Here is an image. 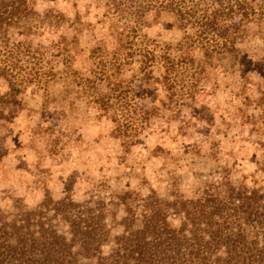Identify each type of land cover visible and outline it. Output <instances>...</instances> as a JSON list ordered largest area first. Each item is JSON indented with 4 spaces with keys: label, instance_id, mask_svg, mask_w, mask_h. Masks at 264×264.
<instances>
[{
    "label": "rangeland",
    "instance_id": "1",
    "mask_svg": "<svg viewBox=\"0 0 264 264\" xmlns=\"http://www.w3.org/2000/svg\"><path fill=\"white\" fill-rule=\"evenodd\" d=\"M26 1L32 15L8 30L7 41L50 49L36 59L25 50L9 62L0 57V67L4 60L22 80L12 89L0 75V214L34 209L46 192L93 195L111 208L125 190L152 189L169 202L227 179L264 191L258 26L246 28L236 52L205 56L184 47L185 33L167 11L147 10L138 20L112 15L107 0ZM128 23L136 32H126ZM146 45L152 53L140 55ZM164 55L179 62L170 75L176 84L163 78ZM141 61L152 62L148 71Z\"/></svg>",
    "mask_w": 264,
    "mask_h": 264
},
{
    "label": "trees",
    "instance_id": "2",
    "mask_svg": "<svg viewBox=\"0 0 264 264\" xmlns=\"http://www.w3.org/2000/svg\"><path fill=\"white\" fill-rule=\"evenodd\" d=\"M107 3L112 15L129 14L138 20L147 10L172 13L185 33L184 47H198L205 56L236 52L249 25L264 31V0ZM31 15L26 0H0L4 60L9 62L22 50L31 59L49 51L43 45L33 47L31 41H7L8 30ZM126 29L133 33L137 26L128 23ZM148 48L140 55L152 53ZM4 60L0 75L15 89L14 83L22 80ZM162 61L165 82L176 84L170 75L179 62L165 55ZM151 63L141 61L142 69L148 71ZM10 101L16 103L14 97ZM176 215L181 219L178 226L170 220ZM0 264H264V191L245 190L227 179L205 185L197 198L169 202L152 189L146 195L125 190L115 195L111 208L93 195L54 199L46 192L34 209L20 206L11 216L0 214Z\"/></svg>",
    "mask_w": 264,
    "mask_h": 264
}]
</instances>
